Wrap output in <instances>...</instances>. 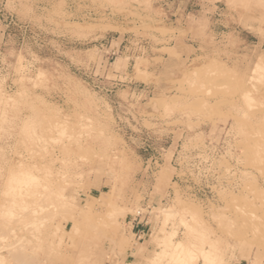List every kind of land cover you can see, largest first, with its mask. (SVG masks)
Listing matches in <instances>:
<instances>
[{
  "label": "rangeland",
  "instance_id": "obj_1",
  "mask_svg": "<svg viewBox=\"0 0 264 264\" xmlns=\"http://www.w3.org/2000/svg\"><path fill=\"white\" fill-rule=\"evenodd\" d=\"M0 203V264H264V0H0Z\"/></svg>",
  "mask_w": 264,
  "mask_h": 264
},
{
  "label": "bare ground",
  "instance_id": "obj_2",
  "mask_svg": "<svg viewBox=\"0 0 264 264\" xmlns=\"http://www.w3.org/2000/svg\"><path fill=\"white\" fill-rule=\"evenodd\" d=\"M133 22H134V21H133ZM61 124H62V123H61ZM59 128H60V127H59ZM60 129H61V128H60ZM57 134H58V133H57ZM58 135H59V134H58ZM63 135H64V134H63ZM51 138H52V137H51ZM59 141H60V139H59ZM20 165H21V163H20ZM50 170H51V169H50ZM9 172H10V171H9ZM9 172H8V173H9ZM25 172H26V171H25ZM25 172H23V174H24ZM30 172H31V171H30ZM11 173H13V172H11ZM11 173H9V174H11ZM26 173H28L29 176L31 177V175H30L29 172H26ZM26 173H25V174H26ZM23 174H22V175L19 174L20 176H18V177H21L22 179H26V176L23 177ZM28 174H26V175H28ZM14 175H15V174H14ZM6 177H8V176L6 175ZM9 177H10V175H9ZM16 177H17V176H16ZM33 177H34V176L32 175V178H33ZM36 177H37V175H36ZM10 178H11V180H13V179H12V178H13L12 176H11ZM14 178H15V177H14ZM32 178H31V179H32ZM22 179H21V180H22ZM31 179H29V180H31ZM6 180H7V179H6ZM15 180H16V179H15ZM19 180H20V179H18L17 181L19 182ZM21 180H20V181H21ZM29 180H28V181H29ZM5 182H6V181H5ZM10 182H11V181H10ZM21 182H22V183H21ZM21 182H19V183L23 184V180H22ZM12 183H13V182H12ZM12 183L10 184L11 186H12ZM15 183H16V182H15ZM25 183H26V181H25ZM31 184H32V183H31ZM31 184H30V186H31ZM10 185H9V186H10ZM24 185H25V184H24ZM27 186H28V185H27ZM33 186H34V184H33ZM12 188L15 189L16 187L14 188V186H12ZM17 188H18V187H17ZM4 189H5V188H3V190H4ZM6 189H7V187H6ZM10 190H11V189H10ZM33 190H34V188H33ZM11 191H12V190H11ZM34 191H35V190H34ZM8 192H9V191H8ZM12 192H13V191H12ZM31 192H32V191H30L29 193H31ZM13 193H14V192H13ZM29 193H28V194H29ZM32 193H34V192H32ZM32 193H31V194H32ZM6 194H11V192H10V193H6ZM17 194H18V192H17ZM20 194H21V193H20ZM20 194H18V195H20ZM28 194H25V196H27ZM38 194H39V193H38ZM50 194H51V193H50ZM13 195H14V194H13ZM23 195H24V194H23ZM33 195H34V194H33ZM44 195H47V193H45ZM25 196H24V197H25ZM41 196H42V195H41ZM2 197H5V194H4V196H2ZM13 197H14V196H13ZM24 197H23V198H24ZM31 197H32V196H31ZM37 197H38V195H37ZM48 197H49V194H48ZM5 198H6V197H5ZM40 198H41V197H40ZM40 198L38 197V199H40ZM12 199H13V198H12ZM38 199H36V200H38ZM41 199H43V198H41ZM33 200H35V199H33ZM9 202H13V201L8 200V202H6L5 204L7 205ZM24 202H27L26 204L29 203V202L26 201V200H25ZM24 202H23V203H24ZM36 202H37V201H35V203H36ZM38 202H39V200H38ZM38 202H37V203H38ZM40 202H41V201H40ZM40 202H39V203H40ZM1 203H2V202H1ZM1 203H0V204H1ZM53 203H54V202H53ZM59 203H60V202H59ZM2 204H3V203H2ZM13 204H16V205H17V203H13ZM19 204H20V203H19ZM31 204H34V203L31 202ZM31 204H30V205H31ZM62 204H63V202H62ZM6 205H4V208H8V207H5ZM10 205H11V206H10ZM10 205H7V206L13 208V207H12V204H10ZM20 205H22V204H20ZM35 205H36V204H35ZM57 205H58V204H57ZM18 206H19V205H18ZM23 206H24V205H22V207H23ZM29 207H31V206H29ZM38 207H39V206H38ZM43 207H44V206H43ZM43 207H42V209H43ZM2 208H3V206H2ZM2 208H0V210H3V209H4V208H3V209H2ZM11 208H9V209H11ZM27 209H29V208H27ZM24 210H25V208H24ZM57 210H58V208H57ZM54 211H55V210H54ZM9 212H10V211H9ZM9 212H8V213H9ZM56 212H57V211H56ZM1 213H2V212H1ZM1 213H0V215H1ZM13 213H14V212H13ZM15 213H16V212H15ZM19 213H20V212H19ZM32 213H33V212H32ZM20 214H21V213H20ZM28 214H30V212H29ZM3 215H4V214H3ZM8 215H10V213H9ZM16 215H17V214H16ZM18 215H19V214H18ZM25 215H26V214H25ZM1 217H2V216H1ZM1 217H0V218H1ZM28 217H29V216H28ZM30 217H31V216H30ZM34 217H35V216H34ZM12 218H13V216H12ZM16 218H17V217H16ZM21 218H22V217H21ZM2 219H4V217H2ZM10 219H11V217H10ZM13 219H14V218H13ZM17 219H18V218H17ZM22 219H23V218H22ZM15 220H16V219H15ZM22 221H23V220H22ZM32 221H33V220H32ZM28 222H29V221H28ZM28 222H27V223H28ZM30 222H31V221H30ZM13 223H14V222H13ZM31 223H32V222H31ZM34 223H36V222H34ZM24 224H26V223H24ZM24 224H23V225H24ZM32 224H33V223H32ZM0 225H1V224H0ZM23 225H21V226H23ZM2 226H3V225H2ZM25 226H26V225H25ZM30 227H31V224H30ZM30 227H29V228H30ZM0 228H1V226H0ZM8 228H9V227H7V229H8ZM24 228H25V227H24ZM29 228H28V229H29ZM10 230H11V229H10ZM12 231H13V230H12ZM1 235H2V234H1ZM8 235H9V234H8ZM0 237H1V236H0ZM1 238H2V237H1ZM16 241H17V240H16ZM14 244H15V243H14ZM9 245H10V244H9ZM9 245H8V246H9ZM12 245H13V244H12ZM9 247H10V246H9ZM174 247H175V249L173 248L174 251H172V256H173V258L177 259V258L179 257L180 252H181L182 249H183V244H182V242L177 241V242L174 244ZM11 249H12V248H11ZM10 251H11V250H10ZM9 253H10V252H9Z\"/></svg>",
  "mask_w": 264,
  "mask_h": 264
},
{
  "label": "crops",
  "instance_id": "obj_3",
  "mask_svg": "<svg viewBox=\"0 0 264 264\" xmlns=\"http://www.w3.org/2000/svg\"><path fill=\"white\" fill-rule=\"evenodd\" d=\"M120 57L124 58V56ZM146 253L147 252L145 251L143 255H145ZM122 264H144V260L139 257L138 253L136 252V249H132L125 252Z\"/></svg>",
  "mask_w": 264,
  "mask_h": 264
},
{
  "label": "built area",
  "instance_id": "obj_4",
  "mask_svg": "<svg viewBox=\"0 0 264 264\" xmlns=\"http://www.w3.org/2000/svg\"><path fill=\"white\" fill-rule=\"evenodd\" d=\"M142 213L140 211H137L135 215H133L131 221H132V226L135 228L137 226H142L143 223H146L144 219L141 217Z\"/></svg>",
  "mask_w": 264,
  "mask_h": 264
}]
</instances>
